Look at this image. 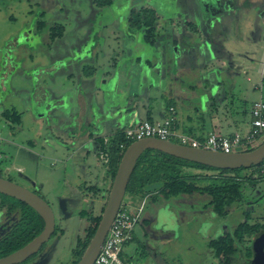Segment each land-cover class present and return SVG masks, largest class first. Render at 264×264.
<instances>
[{
    "label": "rangeland",
    "instance_id": "rangeland-1",
    "mask_svg": "<svg viewBox=\"0 0 264 264\" xmlns=\"http://www.w3.org/2000/svg\"><path fill=\"white\" fill-rule=\"evenodd\" d=\"M96 1L0 0V82L2 84L0 88L4 89H1L4 97L0 94V100H3L2 103L0 102V110L4 108V111L0 112V133L3 128L7 132H13L11 138L17 143L20 154V156L14 155L12 151L8 163L12 164L9 173H6L4 168L6 162L0 161V176L44 199L54 212L57 229L63 230L61 238L52 237L34 258L24 264H73L72 250L77 238L85 236V229L89 226V216L97 217L102 214L111 186L110 179L104 186L103 164L105 163L101 158L102 153L97 150L92 155L86 146L81 148L82 140L79 136L85 133L78 134L77 131L93 130L97 133L100 128L111 131L116 127L114 130L120 132L122 129L116 123L117 117L113 119L105 117L106 109L103 107L107 102L106 98L117 101L119 99L114 94L108 97L105 93V91L112 92L113 80L105 84L104 80H96L94 73L86 76L83 69L87 67L96 71V66L101 65L100 75L110 77L115 69L112 65L118 63L122 77L119 83L122 85L121 90L137 89L130 77L131 62L127 57L132 54V49L136 54L143 52L149 56V53L140 42L141 39L134 45L135 37L127 35L124 31L130 10L149 6L156 12V21L159 20V23H156L154 47L158 49L157 53H161L160 49L164 47V36H170L168 38L170 42L175 40L180 44V39L188 33H193L194 28L197 32L202 28L201 26L197 28L198 21L202 20L206 21L204 29L209 34L211 31L208 25L213 20L218 23L214 26V33L219 31L218 25H222L220 26L222 33L228 32L230 35L235 32L240 33L242 30L247 33L244 35L246 38L262 34L260 45L264 46V0H109L112 1V5L107 7L103 5L102 8H99ZM99 1L105 4L108 0ZM99 9L101 13L99 12L98 16L94 15ZM186 17L191 21L184 29L181 26ZM39 22L44 24V28L37 32ZM56 28L62 29V34L52 40L50 34ZM215 49L218 47L216 46ZM263 51L260 49L258 55ZM162 52L163 56H161L167 62L170 61L168 49L164 47ZM156 55L154 58L157 60V66L161 59ZM201 56L198 52H194L192 59L195 61L193 63L189 61L192 64L189 78L193 80L200 81L203 63ZM227 58L229 60V57L224 56V61ZM182 59L186 61L183 55ZM231 59L233 60L232 57ZM123 60L129 63H123ZM206 60L204 59V62ZM146 64L151 69L155 65ZM138 65L136 69L140 70L141 77L140 81L135 82L140 86V89H137L139 95L137 98L145 99L144 96L151 93L157 101L161 99L166 103V109L169 105L174 106L178 119H181L186 110L193 112L190 101L199 102L200 95L202 96L204 89H208L209 86V83L207 86V83L203 82L191 90L183 86L182 79L178 82L172 80L170 76L166 79L169 80L166 85L157 78L156 73H150L143 78L141 71L144 67L143 63ZM108 67L111 68L110 71H107ZM225 70L221 77L222 81L225 80L223 91L229 90L227 99H222L224 95L220 93L212 99H201V102L204 101L207 105L212 101L219 106L218 116L224 118L220 120L221 130L218 133L230 136L235 131L245 132L248 129L249 118L244 111L249 110L252 100L260 97V92L250 90L255 81L253 73L237 75ZM104 73L106 74L103 75ZM217 74L215 72L214 75ZM178 75L182 74L176 72L175 76ZM235 75L231 83L230 78ZM247 78L250 80L247 81ZM44 86L53 89V97L56 100L47 98L42 105H37L35 100L38 89ZM79 90L89 95L85 97L88 103L90 99H95L97 115L92 111L90 114L88 110L82 114L76 108L72 100ZM127 90L123 92L124 97L128 94ZM262 95L264 96V91ZM116 106L112 110L121 109ZM111 107L108 106L107 111L111 110ZM4 113L17 114L20 121H10ZM202 113L207 120L209 111L205 108L202 109ZM81 115L84 118L82 122H78ZM99 115L104 118H98ZM19 127L22 129L21 133L17 132ZM4 136L0 135V149L5 152L13 150L10 149L11 145L2 141ZM112 136H105L104 141L108 143ZM72 141L77 142V145L72 146ZM24 150H29L30 153ZM25 155L27 157H24ZM24 165L25 171L21 173L16 171V168ZM192 171L196 170L192 169ZM239 174L243 175V171H239ZM195 184L205 187L207 182ZM255 187L258 191L246 192L245 204L241 203L227 218L216 217L204 206L208 199L205 195H180L163 202L160 197H157L156 201L150 198L156 192L154 191L145 198L146 204L140 215L139 225H143L144 220L149 217L144 225H149L147 236L153 240L156 239L157 232H153L152 229L156 228L157 224L160 225V230L164 229L161 225L172 230L166 235L170 241V246L166 249L171 258L169 264H219L213 255L209 254L208 243L211 239L219 237L221 233L223 235L225 231H232L236 225L242 223L249 227H264V199L253 207L247 205L251 200H255L258 194L264 192V184ZM166 206L170 207V212L165 208ZM163 208L164 210H161ZM81 210L86 212V217L79 216ZM253 231L251 235L243 238L244 247L250 246L252 238L257 233ZM132 247L133 245L122 247L121 259L124 263L131 257ZM2 254L1 252L0 257L3 256ZM231 264H247V261L238 253Z\"/></svg>",
    "mask_w": 264,
    "mask_h": 264
},
{
    "label": "trees",
    "instance_id": "trees-1",
    "mask_svg": "<svg viewBox=\"0 0 264 264\" xmlns=\"http://www.w3.org/2000/svg\"><path fill=\"white\" fill-rule=\"evenodd\" d=\"M99 2V0L96 1L99 8H102L103 5L104 7L112 5V1L109 0L106 1L105 4ZM100 10L101 9L95 12L94 15L98 16ZM38 25L37 32L42 31L44 24L39 22ZM124 31L127 35L135 37L133 38L134 45L141 39L140 42L143 46L152 47L157 32L156 14L154 10L150 8L130 10L128 19L125 21ZM61 34L62 29H53L50 38L53 40L55 37H60ZM123 62L125 63V61ZM94 72L92 68L86 67L83 69V73L86 76H91ZM123 92L124 91L116 95V97L122 99L124 97ZM4 116L10 121H20V117L17 114L12 115L11 113H4ZM131 143L133 142L125 141L124 130L113 135L108 140V143H105L103 138L96 139V144L99 146L100 152L102 154H107L108 162L106 166L110 183H112L124 150ZM120 145L123 146V149H120ZM263 165L264 161L261 165L253 166L252 168H262ZM192 169L196 171H192ZM245 170L246 169L220 170L209 168L176 159L155 150H146L136 163L127 185L125 195H133L139 199H143L156 191L150 198L156 201L157 197H160L163 202H168L180 195H205L208 198L206 200V207L211 210L212 214L219 218H227L230 216L229 214L232 209L243 202L246 181L243 175L239 174V171L242 172ZM196 182H207V185L201 187L196 185ZM0 198L11 207L20 210V220L6 243V253H12L25 246L39 235L44 225L41 218L26 204L2 194H0ZM7 199H12L13 201L10 202ZM161 210H164V208ZM171 214L173 217V213ZM79 216L81 218L86 217V212L81 210ZM100 217L101 215L97 217L89 216V226L85 229V236L83 238H77L75 247L72 250V255L74 257L73 264H76L84 253L95 233ZM258 228V226L249 227L244 223L236 225L232 231H225L223 235L209 241V254H212L219 264H231L238 253L242 254L247 264H256L253 258L252 247H244L242 242L245 236H249L254 232L253 230L258 232ZM56 234L57 237L62 236L63 230L56 228L54 235ZM131 241L125 243V245ZM121 261L124 263L122 259Z\"/></svg>",
    "mask_w": 264,
    "mask_h": 264
},
{
    "label": "crops",
    "instance_id": "crops-1",
    "mask_svg": "<svg viewBox=\"0 0 264 264\" xmlns=\"http://www.w3.org/2000/svg\"><path fill=\"white\" fill-rule=\"evenodd\" d=\"M239 4V3H238ZM239 7V6H238ZM191 20L186 17L182 22V28H186V24H188V22H190ZM194 21V20H192ZM241 20H239L240 22ZM195 22V21H194ZM156 23H159V20L156 21ZM171 22H169L170 24ZM177 26V24L175 25V27ZM185 26V27H183ZM220 26L222 25H218V29L219 31L217 33L213 32V37L217 38L216 43H220V50L223 54V56L228 57L230 56V58H233V62H234V66L229 70L230 72L233 73H237V75H246V73L250 72L253 73V77H255V81L251 86L250 90H253L254 92L257 93V86L260 80V71L262 70V63L264 62V51L263 53L260 52V55H258V51L260 49L264 50V46L260 45L262 42V34L254 36L252 38H246L244 37L245 34H247L246 32H244L243 30L239 33H232L231 35L227 32V33H222V29L220 28ZM235 25L233 26V30H234ZM195 29V28H194ZM214 31V29H213ZM235 31V30H234ZM205 37V36H204ZM134 41V40H133ZM134 44V42H133ZM146 47L147 51L149 53V56L146 53H135V51H133L132 49V54L127 57L128 59H130L131 62V66H130V77H132L133 79V85L137 87V89H140V86H138L137 81H140V70L136 69V65H138L139 63L142 65V63H155L157 62V60L154 58L155 55L156 56H161L162 55V50L161 53H157L159 52L158 49H156L154 47V45L152 47ZM163 48V47H162ZM134 52V53H133ZM142 54L145 56L144 60H142ZM180 55V54H179ZM95 56V55H94ZM92 56V58L94 57ZM138 58V59H137ZM127 60V59H125ZM123 60V61H125ZM150 60L154 61L151 62ZM128 61V60H127ZM124 63V62H123ZM125 63H129V62H125ZM190 62L188 59L183 60L182 58L177 61L176 63V69L173 72V77L172 80H177L178 82L180 81V79H182L181 82H183V86L185 85V87L190 88L191 90H193V87H198L199 85H201L199 80H196L193 78H189V76L191 75V67L189 66ZM147 65V64H145ZM101 66V65H100ZM100 66H96L95 68V72H94V77L96 78V80L101 81L104 80V83L106 84L108 81H112L113 80V90L112 92H106L105 93L109 96L111 95H118L119 93L121 94L122 91H125L127 89L121 90V86L119 83L121 82V73H120V69L118 66V63H116L114 66V73H113V78L112 76L110 77H104L100 75V71L102 70V68ZM104 66V65H103ZM139 66V65H138ZM144 66V64H143ZM148 66V65H147ZM107 68V67H105ZM110 67H108L107 71H110ZM137 71V72H136ZM176 72L181 73L182 75H178L177 77L175 76ZM81 73V72H80ZM107 73V72H106ZM106 73H104L103 75H105ZM82 74V73H81ZM119 75V76H117ZM70 77V76H69ZM143 77V76H142ZM236 77L233 76L230 78L231 83L233 82L234 78ZM168 77H165L163 79L162 82H165L166 85H168L169 80ZM94 80V78H93ZM250 79L247 78V81H249ZM187 82H192L190 85L186 84ZM180 84V83H179ZM181 85V84H180ZM187 85V86H186ZM0 86H2L1 82H0ZM225 87V86H224ZM186 88V89H188ZM234 88V87H233ZM1 89H3L2 87L0 88V94H2V97H4V93H2ZM115 89V90H114ZM137 89L134 88V90H130L128 91V94L123 97L122 99L117 100H112V99H107V102L105 105H103V107L106 109V114L105 117L107 116L108 118V106H112L113 107H117L116 105H118V108H126L127 110L124 112V114L117 116V124L120 125V129L125 130L126 128H130L136 124H138L141 121L144 120H149L151 122L154 121H160V119H164L168 116L169 114V108H173L175 109L174 106L169 105L168 109H166V103L162 102L161 99L160 101H157L155 99V97H153V95L151 93H149V95H146V97L144 96L145 99H138L139 95H137ZM232 89V88H231ZM4 90V89H3ZM38 93L36 95V100L35 103L37 105H42L43 102H45V100L47 98H50V100H56L54 99V92L52 91L53 89L50 87L48 88L47 86L42 87L41 89H38ZM134 91V92H133ZM229 90H224L223 94L224 95L222 97V99H227V95H228ZM147 93V92H146ZM56 95V94H55ZM86 96L89 95H85L81 90H79V93L76 95V97L72 100V102L74 103V105L76 106V108L79 109L80 113H86V110L89 111V113L91 114V111L96 114V102L95 99H90V103H88L85 99ZM138 96V98H137ZM129 98V99H127ZM199 102L198 100H192L190 101L191 106L193 107V112H189V110H186L185 114H183V116H181V119L177 118V113L176 110H174V116H175V123L173 125L174 131L177 132L178 134L182 135L187 134L189 137L193 138V139H197V140H202L206 137V135L212 131H216L219 132L221 130V123L220 120L224 117L222 116H218V107L216 104H214L212 101L211 103H207L204 104V101L201 102L202 96L200 95L199 97ZM76 101V103L74 102ZM114 101V103H112ZM256 101V99L252 100L251 104ZM0 102L2 103L3 100H0ZM57 102H55L54 105H56ZM93 103V104H92ZM250 104V106H251ZM94 105V107H92ZM249 106V109H250ZM207 109L209 111V114L207 115V120H205L204 115L202 113V109ZM217 108V109H216ZM4 111V108L2 109ZM0 110V112L2 111ZM116 110H120L117 109ZM2 111V112H3ZM249 118V110L246 112L244 111ZM84 117H82V115L80 116V118L78 119V122H82ZM91 118H94V116H91ZM100 119L104 118L102 116L99 115ZM197 118V119H196ZM106 120V118H105ZM108 120V119H107ZM249 121V119H248ZM207 126V128H206ZM8 128V127H7ZM20 128V127H19ZM116 127H113V129L110 131L107 128H100L99 131L94 132L93 130L84 132V131H77L78 134H82L85 133L83 136H79L80 140H82L80 147L84 148L85 146L87 148H89L90 150H88L90 153H92V155H94L96 153V151H100L99 150V146H97L96 144V139L97 138H103L105 136L108 135H115L117 133L118 130H114ZM4 129V128H3ZM1 130L0 135H5L3 138V142L5 141L6 144L11 145L12 147H10V149L13 150H9L8 152L2 151L0 149V161L4 160L6 162L5 164V171L6 173H9L11 168H12V164H8L9 160H10V156L12 151H14V155L20 156V154L18 153V148H17V143H15L13 140L14 138H11V135L13 134V132L5 130ZM236 129V128H235ZM238 129V127H237ZM22 129H18V133H21ZM121 130V131H122ZM106 133H105V132ZM235 131V130H234ZM238 132V131H235ZM11 133V134H9ZM234 133V132H233ZM14 135V134H13ZM77 142L72 141V146L74 144H76ZM22 145V144H21ZM77 145V144H76ZM79 148V146L77 147V149ZM24 152L26 153H30L29 150H24ZM24 157H27L26 155ZM100 160V159H99ZM103 164V163H102ZM104 166V182L103 185L105 186L107 184V182L109 181V177L107 175V166L105 164H103ZM17 172H23L25 171V165L24 166H20L18 168H16ZM103 186V187H104ZM126 200H130L133 204L137 205L139 198L133 195H127ZM167 210L170 209L169 206L166 207ZM170 211V210H169ZM149 214V213H148ZM149 219V217H147L144 222L143 225H137V228H135V230L137 229V231H134L135 233H133V239L130 243H128L127 245H133L132 247V254L131 257L126 259V263L125 264H169L171 258L169 257L168 251L166 250L168 248V246H170V241L168 238H166V235L170 232H172L171 229L166 228V226L161 225L164 229L160 230L159 228V224L156 225V228L152 229L153 232H157L156 234V239H152L149 238L147 236V231L150 230L149 229V225H144L147 220ZM173 219H175L174 215H173ZM175 228V226H173ZM175 238V235H174ZM176 239V238H175ZM142 248V249H141Z\"/></svg>",
    "mask_w": 264,
    "mask_h": 264
},
{
    "label": "water",
    "instance_id": "water-1",
    "mask_svg": "<svg viewBox=\"0 0 264 264\" xmlns=\"http://www.w3.org/2000/svg\"><path fill=\"white\" fill-rule=\"evenodd\" d=\"M198 22L199 26L197 28H200V26L202 28H200L198 32L195 28L193 33L185 35L183 39H180V44L175 40L170 42L168 40L170 36H164L163 44L169 51L170 61L167 62L165 58L162 57V53V56H160L161 61H159L157 66L153 63L152 65H155L152 69L145 65L146 63H143L144 69L142 68L141 70L143 78H146L150 73H156L157 78L160 81H163L165 78L164 75L172 78L179 58L181 59L183 55L186 59H191L189 61L193 63V61H195V59H192L193 53L198 52V55L200 56L204 54L201 56L203 61L201 70L203 71L199 69L201 72L200 83H207V86L209 83L208 89L205 88L202 93V98L212 99L214 96L224 92L225 80L222 81L221 74L224 72V69H226V72L230 70L234 66V62L230 56H228L230 61L228 58L224 61V56L220 50V43H216L217 38H212L213 29L215 28L214 26L218 24L216 23L217 21L213 20L208 25V28L211 31L210 34L204 29L206 21L202 20ZM202 29L206 33H204ZM216 46L218 49H215ZM186 55H188V57H186ZM144 58L145 56L142 54V60H144ZM204 59L207 60L204 62ZM190 65L192 64H189V66ZM215 72L218 74L214 75ZM126 110L125 107L122 108V110H112L111 108V110L108 111V118L113 119L119 115L122 116ZM146 150H155L176 159L220 170L249 169L250 167L257 166L264 161V141L248 152L231 154L191 148L156 138H145L129 144L124 150L117 166L99 224L84 253L76 264H94L115 215L125 197L126 188L136 163ZM0 194L26 204L43 221V230L39 235L22 248L0 258V264H21L34 256L51 238L55 230L54 214L50 206L37 194L23 186L2 178L1 176ZM253 251L255 263L264 264V233L255 240Z\"/></svg>",
    "mask_w": 264,
    "mask_h": 264
},
{
    "label": "built area",
    "instance_id": "built-area-1",
    "mask_svg": "<svg viewBox=\"0 0 264 264\" xmlns=\"http://www.w3.org/2000/svg\"><path fill=\"white\" fill-rule=\"evenodd\" d=\"M262 67L256 88L260 92V97L250 106L248 129L245 132H234L230 136H226L212 131L203 140L193 139L174 131V109L169 108L168 116L160 121L144 120L126 128L124 130L125 141L135 142L145 138H156L224 154L243 153L256 148L264 141V96L262 95L264 91V62ZM120 149H123L122 145H120ZM101 158L107 164V154H102ZM145 204V198L139 199L137 205L126 198L123 199L94 264H123L120 259L122 247L132 240L134 229L139 223Z\"/></svg>",
    "mask_w": 264,
    "mask_h": 264
},
{
    "label": "flooded vegetation",
    "instance_id": "flooded-vegetation-1",
    "mask_svg": "<svg viewBox=\"0 0 264 264\" xmlns=\"http://www.w3.org/2000/svg\"><path fill=\"white\" fill-rule=\"evenodd\" d=\"M147 8H150V7L149 6L148 7L144 6L141 9H147ZM155 14H156V12H155ZM261 164H262V162L259 165H261ZM259 165H257V166H259ZM252 167H250L249 169H246L245 171H243V177H244V180L246 181L245 182L244 196H245L246 192L252 193L253 191H256V187H255L256 185L264 184V165H263L262 168H259V167L258 168L257 167L252 168ZM86 195H87V193H86ZM258 195H259L258 197H255V200H251L250 202L247 203V205H249V207H253V206L257 205L261 200L264 199V192H262V193H260ZM242 204L243 205L245 204L244 198H243ZM239 205H236L232 209V211L230 212L229 215H231V213L233 211H235ZM204 206L206 207V203L204 204ZM53 214H54V212H53ZM20 216H21L20 215V210H17L16 208L11 207L10 205H8V203H6L5 201H2L1 198H0V253L1 252L3 253L2 257H5L8 254H10V253H6L7 252V244L6 243L9 240L12 231L16 228V225L18 224V221L20 220ZM54 220H55V215H54ZM56 228L57 227H56V221H55V230H56ZM55 230H54V233H55ZM54 233L52 234L51 238L54 237V236H57V234L54 235ZM263 233H264V227L261 226V227L258 228V232L252 238V242L250 244L252 249H253V244H254L255 240ZM221 235H222V233H221ZM62 236L58 237V239L61 238ZM42 247H41V249H42ZM41 249L36 254H38L41 251ZM35 255L32 256L29 259L34 258ZM253 256H254V251H253ZM2 257H0V258H2ZM25 262H23L21 264H24Z\"/></svg>",
    "mask_w": 264,
    "mask_h": 264
}]
</instances>
